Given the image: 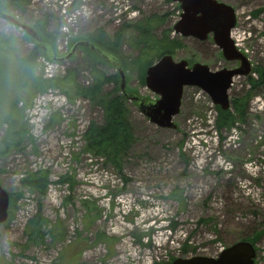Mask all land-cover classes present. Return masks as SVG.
Segmentation results:
<instances>
[{
	"label": "rangeland",
	"instance_id": "1",
	"mask_svg": "<svg viewBox=\"0 0 264 264\" xmlns=\"http://www.w3.org/2000/svg\"><path fill=\"white\" fill-rule=\"evenodd\" d=\"M59 1L32 0L24 15L10 14L29 26L46 14L47 32L60 51L98 27L110 35L124 21L149 16L162 20L155 30L159 35L172 30L180 14L172 0H81L79 5L62 0L61 6ZM219 1L236 11L235 44L247 52L253 68L264 71V0ZM3 32L12 37L14 49L0 45V148L7 128L21 137L0 154V183L15 197L11 217L0 224V264H166L171 258L214 257L261 231L254 264H264V83L252 88L245 77L233 78L230 99L248 96L246 118L237 120L233 130L215 128L216 107L197 87L184 88L173 130L156 127L127 101L135 143L121 172L85 151L82 133L91 120H101L98 107L74 93L66 95L65 107L28 101L16 57L32 44L23 31L0 19ZM125 38L123 56L131 61L137 50ZM178 39L176 60L213 70L237 65L226 62L210 39ZM100 67L115 73L112 66ZM72 70L80 83L90 80V64L81 50L52 74ZM125 74L131 92L157 98L129 64ZM35 171L49 173L43 196L20 183ZM39 207L43 220L59 229L54 239L45 236L34 243L28 225ZM99 234L110 240H97Z\"/></svg>",
	"mask_w": 264,
	"mask_h": 264
},
{
	"label": "trees",
	"instance_id": "2",
	"mask_svg": "<svg viewBox=\"0 0 264 264\" xmlns=\"http://www.w3.org/2000/svg\"><path fill=\"white\" fill-rule=\"evenodd\" d=\"M31 2L32 0H0V8L17 12L22 16L26 13ZM48 21L47 15L44 14L41 20L33 21L32 26L38 31L41 37L53 44L52 40L54 38L47 32ZM161 21L160 19L156 20L153 16L141 20H133L132 23L124 21L110 35L106 33L104 28L98 27L95 33L88 34L85 38L93 42L98 48L100 47L102 50L113 54L125 71L128 69L129 64L138 73L141 83L144 84L147 66L152 64L161 55L173 54L179 48V39L176 36H171V29L162 30L159 35L155 34V30ZM126 36L129 39L128 43L130 47L137 50V54L131 61H128L123 56L122 46L126 42ZM24 37L25 40L28 39V37ZM8 41L9 39L5 34L0 33V45H6L7 47L9 44ZM82 52L85 53L86 62H89L91 68V77L86 84L80 83L77 80L74 75V70L72 72H66L64 76L53 77L52 79H44L36 76V62L42 52L40 47L33 45L26 55L18 59L20 61L18 72L23 78L22 85L28 90V94L40 92L49 87H55L68 96L74 93L76 97L87 99L92 106L98 107L101 111V120L99 122L91 120L82 133L85 151L99 158H104L105 162L110 164L114 169L122 172L127 155L135 143L132 125L128 119L126 100L119 94L117 74H106L103 68L100 67L104 66L103 64L105 63L88 48H83ZM253 72L257 75L254 80L250 76L246 78L252 88L260 83H264V71L254 68ZM108 84L112 86L111 89L107 88ZM247 103L248 96H245L243 98L231 99L233 111H223L216 107L215 128L221 131L222 128H232L237 120L244 122ZM13 104L17 105V102ZM20 134L21 132L18 130L7 128V134L2 140L3 147L0 148L1 155L6 153V149H8L11 143H20ZM48 175L49 173L46 171H35L21 178L20 183L31 191L37 192L39 196H43L49 185ZM67 180L65 178L62 181ZM171 196L174 197V194ZM9 197V214L11 217L15 197L12 194ZM179 198V196H176L175 200ZM82 204L87 208L86 201H82ZM28 228L27 235L29 240L34 243L42 241L45 236H50L54 239L59 229L58 226L49 225L48 221L43 220L40 207L35 216L30 220ZM171 228L174 229L175 226L171 225ZM261 233L262 231L260 233L255 232V235L249 236L245 240H250L252 243H255L261 237ZM97 240L107 242L110 239L99 234ZM166 264H170V262Z\"/></svg>",
	"mask_w": 264,
	"mask_h": 264
},
{
	"label": "water",
	"instance_id": "3",
	"mask_svg": "<svg viewBox=\"0 0 264 264\" xmlns=\"http://www.w3.org/2000/svg\"><path fill=\"white\" fill-rule=\"evenodd\" d=\"M179 3L180 18L173 25V31L183 37H194L205 41L212 36V42L221 49L222 57L227 61L238 62L235 68H220L211 71L207 65L194 62L188 67L187 60H173L165 54L159 60L149 65L145 71V85L156 96L154 100H146L134 94L126 86L127 77L118 59L107 51L98 48L93 42L76 39L63 55L54 53L52 45L29 25L20 22L15 16L5 10H0V19L6 20L13 27L25 32L31 42L40 47L49 62L61 63L70 59L78 47L89 49L105 63L112 64L119 76L118 86L122 98L132 101L137 109L158 127L173 129L176 124L173 116L180 112L183 89L186 86L199 87L209 94L213 104L225 110L229 108L228 90L234 76L248 75L252 71L248 58L240 52L233 43L230 30L235 25V10L218 0H173ZM9 197L0 186V222L7 217ZM255 246L249 241L239 240L226 246L214 258L207 256H191L177 258L171 264H253Z\"/></svg>",
	"mask_w": 264,
	"mask_h": 264
}]
</instances>
